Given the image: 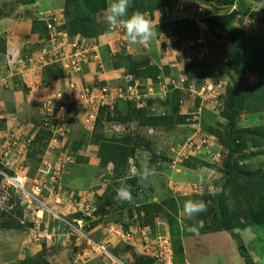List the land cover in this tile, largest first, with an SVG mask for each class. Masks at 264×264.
I'll list each match as a JSON object with an SVG mask.
<instances>
[{
    "label": "rangeland",
    "instance_id": "rangeland-1",
    "mask_svg": "<svg viewBox=\"0 0 264 264\" xmlns=\"http://www.w3.org/2000/svg\"><path fill=\"white\" fill-rule=\"evenodd\" d=\"M27 1L0 0V130L10 129L12 139L9 142L12 144L19 137L20 143L29 145L27 151L30 138L38 133L43 136L34 144L31 153L18 161V165L26 166L24 173L28 172L30 178L42 176L40 182L46 186L43 197L48 210L39 216L37 212L30 215L24 196L17 192L12 193L13 208L0 199V264H87L86 261L89 264H109V259H95L90 252L93 244L88 238L95 242L104 241L114 256L126 264H145L149 258L142 251L145 241L141 235L138 234L134 242H128L114 239L108 231L119 225L130 231L137 224L148 227L150 238H159L152 236L157 233L164 239L168 237L179 263L264 264V225H258L253 218L260 192L264 191V140L253 144L251 139L254 137L250 141L238 137L240 149L231 154L227 147L225 101L220 100L215 105L209 102L199 109L190 92L192 87L198 89L202 83L213 82L221 84L222 92L224 90L226 94L231 83L226 68L229 41L217 39L208 30H203L198 38L206 43L203 46L206 56L201 58L192 54L187 45L193 39L183 40L179 47H175L176 41L169 38L178 18L200 22L221 11L216 12L215 6L206 3H200V8L192 11L184 0H164L167 1L165 5L163 0H149L153 9H147L145 15L153 26L154 35L147 45L128 43L127 36L120 37L118 28L111 29L106 23L105 12L95 14L96 38L105 44L100 59L102 55L107 58L110 49H123L131 57H127V63L134 74L128 73L136 80L138 78L142 85L146 80L139 74L146 69V61L162 68L164 73L154 86H142L147 97L144 100L146 112L150 117L178 114L183 116L184 124L172 130L164 125L140 127L142 122L138 118H130L121 124L107 122V116L109 113L113 116L115 110L110 112L106 100L93 98L94 103L99 104L97 118L102 108L106 109L103 110L104 123L96 127L84 121L86 106L80 105L82 111L54 102L52 117L61 119L66 133L64 136L54 134L52 138L45 133V129L50 130L45 124L50 119L46 118L41 106L44 99L53 94V80L62 74L68 76L66 79L70 82L74 78L84 90H93L94 86L101 90L103 85L110 83V89L114 91L122 84L126 59L120 58L117 65H114L117 58L113 62V67L122 69L112 70L104 63L106 68L96 70L95 63L91 68L85 67L82 74L72 73L70 65L63 67L60 63L56 67V64H48L46 57L40 59L43 62H38L47 38L32 31L33 11L40 10L65 20L70 17L68 10L75 13V2L69 0L68 6L66 0H36L32 5ZM253 3V10H264V0H254ZM201 8L203 13L196 14ZM223 13L227 14L226 11ZM242 28L256 31L248 33L250 36L264 37V25L252 23L249 18L245 19ZM248 38L243 39L246 48L242 53L246 55L241 59L239 67L242 70L237 78L247 87H254L261 84L258 82L261 77L258 70L249 67L254 64L249 46L253 45L255 51L260 48ZM26 55L34 60L32 69L17 58ZM61 61L69 64L64 59ZM10 62L17 64L10 68ZM191 62L196 65L192 69L187 67ZM167 68L169 75H165ZM175 90H182L178 110L166 104ZM255 90L243 95L245 107L238 110L235 117L237 130L264 125V104L260 105L259 112L248 105ZM15 92L18 94L16 98ZM20 96L23 100H18ZM129 136L134 137L128 143L131 147L129 159L132 158L129 164L123 166L126 158L118 156L116 161L105 164L111 139L120 141ZM80 140L85 141L83 148H75L74 142ZM203 140L208 142L204 145L206 148L202 145L194 151L195 156L188 159L180 157L181 149L191 142L202 144ZM68 156L71 159H66ZM45 159L52 160L58 172V176L54 177L52 173L47 176V183L43 182L42 171ZM63 159L67 166L64 164L62 169L59 164L65 163ZM142 160L153 174L133 186L129 180L134 177L137 162ZM11 164L15 169V163ZM121 189H129L132 199H118ZM253 196L256 199L249 207L247 203ZM189 200L205 202L206 211L194 217L186 216L183 205ZM87 202L103 207L93 220L89 219ZM222 204L227 210L225 214Z\"/></svg>",
    "mask_w": 264,
    "mask_h": 264
},
{
    "label": "trees",
    "instance_id": "trees-1",
    "mask_svg": "<svg viewBox=\"0 0 264 264\" xmlns=\"http://www.w3.org/2000/svg\"><path fill=\"white\" fill-rule=\"evenodd\" d=\"M36 0H29L26 3L27 4H34ZM69 6V0H66ZM71 3H74L75 6V13L71 14L69 10L67 11V14L71 17L69 19H63L60 16V20L62 22L61 25L56 26V21L54 20V17L52 14H48L47 17L48 19L51 20V22L55 25L56 27V32H67L71 38L75 37H80L81 39H86V40H92V39H98L96 36L98 35L97 31V26L96 23L94 22L93 16L95 14H99L101 12H105V10L108 8L110 5L109 0H70ZM168 1V0H167ZM166 2L163 0V5H165ZM192 1V2H191ZM254 0H187L188 7L193 9L199 8L200 3H206L210 4L212 6H215V11L219 12L221 11L220 14H213L210 17L203 18L199 21L194 20V19H189V18H178L175 23H174V28L172 30L173 35L176 37V42H175V47H179L180 43L183 40L187 39H196L199 37L200 33L203 32V30H208L209 33L216 37L217 39H226L229 41V51L226 56V68L227 72L229 73L231 83L226 91L223 90L221 91V95L219 96L220 100L225 101V108L226 112L224 113L225 118L228 120V144L227 147L229 148V151L231 154L236 153L240 147L239 143L237 142L238 137H243L244 141H251L253 144L256 143V141H261L264 140V125H260L258 127L254 128H247L244 130H237L235 127V117L238 114V110L243 109L245 100L243 98V95L247 91H252L253 89H257L253 92L254 98L251 100V103L248 104L253 107L254 111L259 112L261 111L262 107L260 105L264 104V37H256V35L248 34V33H254L256 31L250 30V31H245L243 27V24L245 23V19L249 18L252 23L255 22L257 24H263L264 25V10H253V6L255 3H253ZM24 2V1H20ZM197 2V3H195ZM199 4V5H198ZM153 5L149 0H131L130 5H129V11L132 12H140L144 16L147 13V9L151 8ZM164 7V6H163ZM167 7V6H166ZM165 7V8H166ZM33 10V9H32ZM226 11L227 14H224L223 12ZM207 12V11H206ZM229 12V13H228ZM196 14H199L197 11L195 12ZM33 29L32 31H37V34H41V36L46 37L49 39L50 36V30L48 28L47 23L40 17L39 11H33ZM46 15V14H44ZM203 27L202 28V25ZM40 30H43V33H40ZM35 33V32H34ZM227 33V34H225ZM246 37L251 42L257 43L259 46L260 50L255 51L256 48H254L253 45H250V49L252 50L251 52L253 53V60L254 64L250 65L249 67L252 68V70H258L260 72V77L261 79L258 81L261 83L259 86H252V87H247L242 81H240L237 78V74L240 73L242 68H240V62L242 57H245L246 54L242 53L243 50L245 49L246 46H244L243 39ZM4 47V46H3ZM45 47V46H44ZM43 47V48H44ZM42 48V49H43ZM241 49V50H240ZM109 56L106 58L104 57V63L108 66L110 65L113 69H116V67H113V62L117 58V60L114 62V65H117L116 63L119 62L120 58H125L126 59V72H131L134 74L132 71L133 69L130 67V65L127 63V57L131 58L129 54H127L123 49L121 48H116V50H108ZM24 60H27L28 58H32L29 56H23L20 57ZM188 63L187 67L192 69L195 64ZM56 67H58L57 63ZM53 64V65H55ZM119 64V63H118ZM84 67L88 68L89 66L87 64L84 65ZM146 69L141 70L139 74L143 77H145L146 83L155 85L159 81V78L161 75L164 73L162 68H160L156 64H151L149 61H146ZM50 69L56 70L55 67H51ZM122 69V68H118ZM131 69V70H130ZM165 75H169V69L167 68L165 71ZM129 74V73H128ZM61 77H64V75L60 74ZM122 84H126L125 79L121 80ZM263 82V84H262ZM134 83V82H133ZM214 85H221L213 82H209ZM127 84H132V82H128ZM207 84L202 83L200 86ZM187 87H189V84H185ZM143 86V85H142ZM222 86V85H221ZM142 88V87H141ZM191 88L190 92L192 93ZM193 96V94H192ZM193 98V97H192ZM145 98H141L140 100H135L133 98H125V99H119L116 101L114 104L113 109L115 110V114L111 116V113L107 116L108 121L107 122H117V123H123L127 122L130 120V118H138L140 120V127H160V126H165L169 129H174L176 126L180 124H184V118L181 115L174 114V116H166V117H150L147 112H146V106H145ZM182 100V90H175V92L167 98L166 104L168 106H171L173 110H178L179 105ZM195 102L199 104V109L202 108L201 106V99L200 97L193 98ZM109 108V107H108ZM103 110H106L102 108L100 115L97 120L96 127H99L100 124L104 123V114ZM111 112V111H110ZM124 112V113H122ZM136 114V115H135ZM139 127V126H138ZM49 136H51V133L45 132ZM133 136H129L125 140H120L116 141L115 139H111L110 143V151L108 154V158L104 160V163H112V161H116V157L118 156L119 158H126L124 159V165H128L129 161L132 159H129L131 156L130 153V140H132ZM99 138V136H98ZM43 139V136L38 133L35 138L32 140L29 152L31 153V149L33 150L34 144L39 142V140ZM84 140L80 141H75L74 142V147L75 148H83L84 146ZM41 143V142H40ZM127 143V144H125ZM42 146H45V144ZM28 152V153H29ZM196 153H190L187 158L195 156ZM32 154H30V157ZM137 169H141L146 167L145 164H136ZM12 173V172H11ZM129 183H131L133 186H136L138 183V180L136 177L130 178ZM264 190V189H262ZM261 196L259 197L260 201L258 206L255 208L256 212L253 215L254 221L258 225H264V191L260 192ZM114 194V193H113ZM256 199V196L251 197V199L248 201L247 205L249 207H252L251 202ZM223 214L227 211L225 206L222 204L221 205ZM103 207L99 205L96 210L92 213L94 217L96 218V215L101 212ZM148 212V211H147ZM90 220H93V217L89 218ZM149 260L146 261L145 264H154V260L150 257H148ZM176 260L177 256H176Z\"/></svg>",
    "mask_w": 264,
    "mask_h": 264
},
{
    "label": "built area",
    "instance_id": "built-area-1",
    "mask_svg": "<svg viewBox=\"0 0 264 264\" xmlns=\"http://www.w3.org/2000/svg\"><path fill=\"white\" fill-rule=\"evenodd\" d=\"M40 14L42 19L48 25L51 37L47 39L45 47L41 49L38 62H43L40 59L46 57L48 64L61 63L63 67L70 65V71L78 74H82L85 64L91 68V66H95L96 63V70L105 68L103 55L100 59L102 48L105 44L100 43V40L96 39L86 40L81 39L80 37L71 38L67 32H56V27L51 20L48 19L49 17L44 15L42 12ZM53 17L56 21V26L62 24L59 16ZM111 29L113 28L111 27ZM119 29L122 30L123 28ZM203 44L204 42L199 38L188 42V46L192 50V54H195L196 56L198 54L201 58H205L206 54ZM17 58L21 60L22 63H25L28 68H31V64L34 63L32 58H28L27 60L19 58V56ZM61 59L69 62V64H65L64 62L62 63ZM16 64L17 62H10V68ZM122 72L123 76L121 79H125L126 84H121L120 87L116 88L114 91L110 89V83L103 85L104 88L101 90L95 86L93 87V90L88 88H85L86 90H84L77 84L76 81H72L69 83V87L65 92L59 91L55 93V95L53 94L51 98L44 101L41 108L42 111H45L47 115L46 118L50 119L49 123H45L49 126V131H52L54 134H58L59 131H61V129H57L55 124H51V121L54 122L56 119L52 117L54 102H59L60 104H76L78 106H86V122L93 123L99 109V104L96 103V105L93 98L94 100H106L107 104L111 105V107H113L119 99L133 98L135 100H140L141 98H145L146 95L143 93L141 88L142 84L135 80L132 75L130 76V74L125 73L126 71L122 70ZM130 81L132 84H127ZM221 91V85L216 86L212 83H207L200 86L198 89H192V97L194 99L200 97L201 106L207 105L209 102H213L215 105L220 101L219 96L221 95ZM57 123L60 124V121ZM9 139H12V137L10 138V129L7 128L5 130H0V199L4 200L9 205L8 207L13 208L15 202L13 201L12 193L17 192L24 196L30 215L37 212L39 216V214H42L44 210H48V204L46 199L43 197L46 186L40 182V180H42V176L30 178L27 174L28 172L26 174L24 173V168H26V166L18 165V161L26 155L27 144L24 142V144L20 143L19 137L14 139L12 144L9 142ZM207 143V140H203L202 144H197V142L195 144L194 142H191L189 146L180 150V157L187 158L190 153H196L194 151L199 150L202 145V147H204ZM206 147L207 146L204 148ZM15 156H17L16 159ZM60 161H62V159ZM63 161L65 163L61 164L62 167L66 164V160L63 159ZM11 162L15 163V169H13V164H11ZM43 163L48 166L42 170L43 173L45 175L50 174L51 166L49 162L45 159ZM55 176H58V172L54 173V177ZM43 182L47 183L44 178ZM82 199H84V197ZM86 206L89 209L88 216H91L94 212V208L87 203ZM108 231L110 232V236L114 239L121 238L127 240L128 242H134L135 239H137L136 236H138V234L141 235L145 241L142 251L147 257L154 260V264H189L179 263L176 260L173 245L168 237L164 239L162 236H159V233H157L155 235L152 234V236L159 238H150L147 233L148 227L137 224L130 231H125L122 226L119 225L110 227ZM88 239L93 244L90 252L94 254L95 258L99 260L102 258L109 259V264H126L114 256V254L109 250V246L103 243L104 241L95 242L90 238ZM89 244L91 243L89 242ZM79 257L83 256L79 255Z\"/></svg>",
    "mask_w": 264,
    "mask_h": 264
},
{
    "label": "clouds",
    "instance_id": "clouds-1",
    "mask_svg": "<svg viewBox=\"0 0 264 264\" xmlns=\"http://www.w3.org/2000/svg\"><path fill=\"white\" fill-rule=\"evenodd\" d=\"M130 2H131V0H112L110 5L108 6V8L105 10V21L112 28H114V29L118 28V34L120 37L127 36L128 43L133 44V45H136V44L147 45L151 41V39L154 35L153 26H152L151 22L148 20L149 18L146 15L144 16L140 12H132L131 14H129ZM184 3H186L188 5L187 0H184ZM201 9L202 10L197 11L199 14L203 13V8H201ZM41 12L42 11L39 10V15L42 18L41 14H40ZM119 28H123V29L121 30ZM169 38H171L172 41H176V37L173 35V33L169 35ZM196 39H198V38H196ZM193 40H195V39H193ZM187 45H188V43H187ZM203 45L206 46V43H204ZM112 70H118V69L112 68ZM124 71H126V70L124 69ZM65 77H68V76H65ZM134 79L136 80V78H134ZM72 81H75L74 78H72ZM137 81L139 82L138 78H137ZM145 85H151V84L146 83ZM145 85H143V86H145ZM68 87H69V85H68ZM66 90L67 89H64L61 92H65ZM145 98H147V97H145ZM61 105L64 107H75L79 110H82V108L76 104H61ZM113 107H109L110 111L114 110ZM41 110H42V108H41ZM99 115H100V113H99ZM82 117H83V115H82ZM86 119H87V112H86V115L84 117V121H86ZM82 120H83V118H82ZM97 120H98V118L96 116L95 121L93 123H90V124L92 126L96 125ZM59 121H60V124L57 123ZM54 124L56 125L57 129H61V131H59L58 135L64 136L66 132H65V128L62 126L63 123H62L61 119L56 118L54 121ZM45 131L51 133V136L53 138L54 133L52 131H49L47 129H45ZM34 138H35V135L32 138H30V140H31L30 142H32V140ZM28 146L29 145L27 144V147ZM28 152H29V149H28V151H26V155L28 154ZM66 159H68V160L71 159V156L66 157ZM46 160L49 162V164L51 166V173L54 176V173L57 172L55 170V166L52 163V160H50V161L48 159H46ZM137 163L139 164V162H137ZM66 166H67V164H66ZM46 167H48V166L45 165V168ZM59 167L62 169L64 168L61 166V164H59ZM50 174L45 175L43 173V178L47 181V176H49ZM152 174H153V170L149 169L147 167H144V168H141L138 170L137 166H135V169H133V176L137 178L138 182L142 181V180H147L148 177ZM134 177H132V178H134ZM118 199H120V200H131L132 199L131 191L129 189L119 190L118 191ZM87 203L90 204V202H87ZM90 205L92 206V204H90ZM206 207H207V205L203 201L189 200V201H186L184 203L183 211H184L186 216L194 217V216L198 215L199 213L205 212ZM92 208H94V210H96L97 206H92ZM89 217H94V215L91 214V216H89ZM95 259H97V258H95ZM97 260H99V259H97ZM86 262H88L87 264H89V261H86Z\"/></svg>",
    "mask_w": 264,
    "mask_h": 264
},
{
    "label": "crops",
    "instance_id": "crops-1",
    "mask_svg": "<svg viewBox=\"0 0 264 264\" xmlns=\"http://www.w3.org/2000/svg\"><path fill=\"white\" fill-rule=\"evenodd\" d=\"M29 69H32V68H29ZM112 73V72H111ZM67 77H61L60 75H58L57 76V79H54L53 81H54V83H53V90H52V92H53V94H55V93H57V92H59V91H62V90H64V89H68V85H69V82H70V79L69 80H67L66 79ZM111 81V80H110ZM17 91V90H16ZM53 94H51L49 97H46L44 100L46 101L47 99H49V98H51L52 97V95ZM18 94H17V92H15L14 93V96H15V98H16V96H17ZM18 100H23L22 99V97L20 96L19 97V99ZM19 102V105H21V102L20 101H18ZM44 102V101H43ZM144 162V160H142V161H140L139 162V164H144L143 163ZM110 169V168H109ZM161 233H163V232H161Z\"/></svg>",
    "mask_w": 264,
    "mask_h": 264
}]
</instances>
